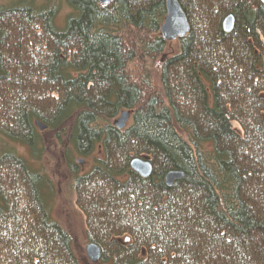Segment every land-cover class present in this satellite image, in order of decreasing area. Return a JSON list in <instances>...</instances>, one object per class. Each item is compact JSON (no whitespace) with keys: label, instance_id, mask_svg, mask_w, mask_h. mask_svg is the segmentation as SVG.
<instances>
[{"label":"trees","instance_id":"trees-1","mask_svg":"<svg viewBox=\"0 0 264 264\" xmlns=\"http://www.w3.org/2000/svg\"><path fill=\"white\" fill-rule=\"evenodd\" d=\"M56 1L0 9V133L34 150L36 123L71 125L78 155L103 154L84 175L71 165L100 263L264 264L261 0H178L191 31L172 54L166 0H60L65 29ZM138 158L150 178L132 171ZM171 171L185 178L169 187ZM45 187L22 157L0 156V264H82Z\"/></svg>","mask_w":264,"mask_h":264},{"label":"rangeland","instance_id":"rangeland-1","mask_svg":"<svg viewBox=\"0 0 264 264\" xmlns=\"http://www.w3.org/2000/svg\"><path fill=\"white\" fill-rule=\"evenodd\" d=\"M15 3H19V0H0V9L10 8ZM36 3L38 5L41 4L39 0H36ZM56 3L59 4V14L56 19L57 27L65 29L70 9L65 2L59 0ZM166 42L169 44L165 54L178 53L180 51L179 39ZM152 71L156 74L159 71V67L156 65ZM131 123L132 120L130 118L128 125ZM36 125L40 135L36 149L32 150L20 143H15L0 133V156L3 153L10 152L17 157H22L29 168H32L39 176L45 178V189L49 191L48 195L51 200L52 221H55L64 231L70 233L73 251L80 262L82 264H94L90 262L86 253L87 246L90 244L87 239V221L84 213L77 205L76 191L72 184L74 177L71 165L73 163L77 164L79 166V175H84L94 168L95 159H103V154L95 151L91 157L78 155L72 144H70L68 136L71 125L60 127L56 131L48 130V128L42 131L37 123Z\"/></svg>","mask_w":264,"mask_h":264},{"label":"water","instance_id":"water-1","mask_svg":"<svg viewBox=\"0 0 264 264\" xmlns=\"http://www.w3.org/2000/svg\"><path fill=\"white\" fill-rule=\"evenodd\" d=\"M103 6H108L114 0H98ZM264 4V0H261ZM167 16L165 17V22L160 28L163 40L172 42L177 39L185 38L190 33L189 20L181 8L178 0H166ZM223 28L227 34H231L234 31L235 17L233 15L228 16L223 21ZM131 114L129 111L123 112L118 119H116L115 127L123 131L126 129L128 122L130 121ZM42 131L47 130V126L41 122L37 123ZM131 169L134 173L140 175L144 179L150 178L153 174V165L150 161L138 158L131 162ZM185 178V174L182 172L171 171L165 178V183L172 187L176 181H181ZM130 240L127 239V242ZM87 256L91 263L101 264L103 252L101 248L94 243H90L86 249Z\"/></svg>","mask_w":264,"mask_h":264},{"label":"flooded vegetation","instance_id":"flooded-vegetation-1","mask_svg":"<svg viewBox=\"0 0 264 264\" xmlns=\"http://www.w3.org/2000/svg\"><path fill=\"white\" fill-rule=\"evenodd\" d=\"M29 148V147H28Z\"/></svg>","mask_w":264,"mask_h":264}]
</instances>
